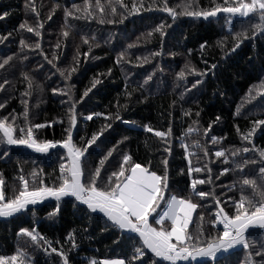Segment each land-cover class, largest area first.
<instances>
[{"label":"trees","instance_id":"obj_1","mask_svg":"<svg viewBox=\"0 0 264 264\" xmlns=\"http://www.w3.org/2000/svg\"><path fill=\"white\" fill-rule=\"evenodd\" d=\"M85 2L0 0V15L8 12L0 19V37H7L0 40V62L13 57L0 69V83L8 81L0 90V103L4 104L0 108V119L8 117V122H11L14 115L15 126L46 124L48 126L40 129L33 127L34 138L38 141H62L66 139L65 129L69 126V97L53 93L52 89H64L67 85L72 99L79 100L83 91L91 87V81L99 79L101 83L76 104L77 123L72 135L77 146L83 147L81 137L90 138L92 133L111 123V127L105 128L103 135L85 153L86 164L85 157L81 158L85 175L98 166L99 160L110 149L114 150L101 169L102 178L117 170L125 154L158 175H163L165 166L161 162L167 159L171 194L191 199L198 205L188 232L195 234L200 229L206 236L222 232L216 224L215 227L212 225L218 209L223 208L232 215L233 201L239 199L242 190L244 195L252 196L250 186L242 187L243 179H255L257 185L264 189L258 175L262 160L253 148V145L256 149L264 148V125L257 127L251 143L242 139L253 121L264 119V88L261 87L264 84V35L257 32L255 38L252 37L249 18L221 15L205 19L177 15L173 20L159 9V0L151 10H141L133 15H127L117 0H99L103 13L96 9V0H87L91 5L89 11L93 12L91 18L68 17L65 20V8L78 17ZM132 2L123 0L129 8ZM144 2L147 7L153 0ZM189 2L192 3L190 11L211 10L216 4L223 5V0H167L168 6L178 13L182 5ZM110 3L116 7V15L111 14ZM73 4L79 6L81 12L72 9ZM36 13H39L38 17ZM50 14L51 19L48 18ZM122 15L124 18L120 22ZM37 19L43 23L40 37L19 28L24 22L35 28ZM108 20L115 22L109 23ZM241 20L245 22L241 23ZM258 22V17L251 20L252 24ZM65 23L68 28H65ZM160 23L166 25V35L162 38L152 32ZM63 31H68L69 35L64 37ZM241 31H247L249 38L231 51L235 33ZM150 32L152 35L148 36ZM107 33L111 34L108 42L105 41ZM85 38L87 44L84 43ZM21 39L24 46L20 44ZM36 42L41 44L40 49L29 47ZM58 42L59 48L56 47ZM53 52L58 59L53 60ZM121 53L124 56L117 63ZM74 57H78L79 63ZM48 60H53V63L49 64ZM185 64L191 67L186 69ZM72 68L76 71L71 72L67 81L57 71H70ZM182 70L185 71L183 78L179 76ZM25 74L32 80L31 89ZM144 79L147 88L142 85ZM196 80L200 83L193 88ZM174 86L177 88L173 92ZM26 92L28 95H24ZM25 107L28 109L27 120L23 116ZM91 113L104 115L86 120L85 117ZM117 113L120 119H115ZM105 116L109 119L106 120ZM145 126L154 131H146ZM169 128L167 143L155 136V131L167 132ZM190 128L191 132L188 131ZM213 136L217 138L216 142L212 141ZM196 142L202 147L196 148ZM244 147H248L249 152H243ZM166 148L170 151H165ZM205 150L207 156L204 155ZM221 150L225 156L216 157L215 152ZM233 151L237 152L236 156L231 155ZM4 152H7L6 156ZM189 161L192 167L203 170L189 175ZM62 162L67 164V150L61 145L49 149L48 153H37L22 146L0 143V178L4 181L1 189L6 200L22 189L20 175L28 182L29 190L58 186ZM237 164L243 165L242 169L237 168ZM224 168L229 171L221 174ZM34 170L35 177L32 175ZM192 179L205 180L204 184L197 185L196 190L210 195L206 198L196 196L191 189ZM97 183L102 186L100 178ZM217 199L219 205L216 204ZM57 203L58 212L55 211ZM163 208L162 202L157 212ZM154 217L156 213H153L151 224L157 226ZM109 223L103 215L88 212L86 206L75 201L74 197L29 205L10 217L0 218V256L11 257L18 250H23L26 253L25 264H63L62 258L51 252V247H55L58 251L63 249L69 264H88L91 259L124 258L127 261L142 241L138 235L106 227ZM169 225L170 221H166L165 227ZM21 228L35 229L51 242V247L42 241L41 246H36L29 237L20 233ZM262 231L259 227L248 229L246 238L250 247L244 249L240 246L222 253L219 255L221 264H248L249 252H252L254 261H260L261 257L255 252L262 250L264 245ZM73 232L75 248L68 240L69 233ZM145 252L146 255L133 264H171L155 257L150 250L145 249ZM176 264H209V260Z\"/></svg>","mask_w":264,"mask_h":264},{"label":"snow or ice","instance_id":"obj_2","mask_svg":"<svg viewBox=\"0 0 264 264\" xmlns=\"http://www.w3.org/2000/svg\"><path fill=\"white\" fill-rule=\"evenodd\" d=\"M117 4L124 9L127 15H133L139 13L141 10H151L155 4L153 3L145 6L144 0H133L131 7L123 3V0H117ZM27 6V5H26ZM58 6V5H57ZM110 11L112 15H116V7L109 4ZM192 7V3H185L182 5V10L178 13L174 8L169 7L167 0H159V9L168 13L169 16L175 20L177 15H187L194 17H203L207 19L208 17H216L218 13H227L229 17L239 16L241 18H249L248 22L250 24V29L252 30V37L255 38L257 32L264 35V0H223V5L216 4L211 10L204 11H190L189 8ZM91 5L85 2L83 12L80 16L76 17L75 13L65 8L64 15L65 20L68 17H74L78 19L91 18L93 15L92 11H89ZM72 9L76 12H81V9L76 4L72 5ZM96 9L100 13L104 12V8L100 5L99 0H96ZM32 10L35 12L34 5ZM55 9H53L54 11ZM250 14H252L250 16ZM8 12H4L0 15V19L7 16ZM39 16V13H36ZM258 17L259 22L252 24L251 20ZM51 19V14L48 17ZM124 16H121V21ZM104 20L101 18V23ZM109 23L115 21L108 20ZM245 21L241 20V23ZM166 25L164 23L158 24L153 28L152 32L158 33L162 38L166 35L164 31ZM20 29H27V32L34 33L36 37L41 36L40 29L43 28V23H40L37 19L36 27H31L27 22L21 23L19 25ZM65 28H68L67 23H65ZM63 36L67 37L69 35L68 31H63ZM11 35V33H9ZM152 33H148L151 36ZM247 31H241L235 33L234 44L230 49L235 51L236 48L240 46L244 39H248ZM7 39V37H0V40ZM84 43L87 44L88 41L85 38ZM20 44L24 46L25 42L23 39L20 40ZM33 47L35 49H40L41 44L36 42ZM57 48L60 47V42L56 45ZM204 47V45H201ZM91 46L89 47V51ZM155 53L154 55H158ZM87 55V54H85ZM53 60L58 59L55 52L52 53ZM124 56L123 53L117 57V63H120L121 58ZM47 60V56L44 57ZM13 57L9 56L0 62V69H3L5 65L12 60ZM53 60H48L49 64L53 63ZM77 63H79L78 57H74ZM146 60V58H145ZM190 64H185V68H190ZM213 68L216 67L215 64L212 65ZM60 75L63 76L64 80L67 81L70 78L71 72L76 71L72 68L70 71L68 69H57ZM192 71H195L193 68ZM68 72V75H65ZM179 76L181 78L185 77V71H180ZM25 79L28 80V88L33 87L31 79H28L27 74H25ZM148 79H151L149 76ZM8 81L5 80L0 83V90L4 88V84ZM99 79H93L91 81V87L86 88L79 100H73L71 96L70 89L66 85L64 89L53 88V93H60L61 95H67L69 97V112L68 121L69 126L65 129L66 139L62 141L44 140L38 141L37 138L33 136V127L36 129L44 128L48 125L46 124H36L29 127L15 126L16 116H12V121L8 122V117L0 119V143H5L6 145L12 146H26L34 150L37 153H48L49 149L55 148L57 145H61L67 150V164H60V183L58 186H40L33 190H29L28 182L25 180L23 175H20L19 180L22 183V189L12 198L6 200L5 193L0 189V217H10L15 213L21 212L28 208L29 205H35L39 201L44 200L47 197H53L57 202H59L64 197H74L75 201L80 202L82 205L86 206V210L90 213H101L106 220L110 222L106 224V227L118 228L120 230H129L133 233L139 235L140 241H142L141 246L135 247L133 255L126 261L124 258H114L105 259L103 261H98L96 259H91L88 264H133L134 261L139 260L141 257L146 255L145 249L150 250L155 257L162 258L165 261L171 262V264H176L180 260H195L198 257L208 258L209 264H221L218 253H226L230 249H234L236 246H242L244 249L250 247L249 240L246 238V233L250 227H259L264 230V189L257 185L255 179H243L242 187L244 185L250 186L252 190V196H247L243 194V190L238 200H234V214L229 215L224 211L223 208H219L215 219L212 221L213 227L217 222L222 223V232H217L215 235H205L203 230L198 229V231L193 234L188 232L189 222L192 217L193 211L198 207L196 203H193L191 199H186L178 197L171 194L168 175H167V159H164L161 163L165 166L163 175H158L156 171H151L149 167L142 166L140 163L135 162L130 155H123V159L119 162L117 170L112 171L105 177H101V169L105 165V162L109 157L112 156L114 149L108 150L107 154L103 156L92 171H89L85 175V168L82 166L81 158L85 157V153L88 152L89 147L96 143L105 128H110L111 123H108L101 127L97 132L92 133L90 138L81 137L83 147L77 146L73 142V128L77 123L76 116V104L84 100L88 96L89 92L92 91L96 85L100 84ZM200 83V80H196L192 87L195 88ZM264 88V84L261 85ZM28 95V93H24ZM130 95V94H129ZM23 102V101H22ZM4 104L0 103V108H3ZM102 113H91L85 117L86 120L90 121L93 116H102ZM187 115V113H186ZM199 115V113H197ZM23 116L27 120L28 109L25 107ZM105 119L109 117L105 116ZM115 119H120L119 114L115 115ZM219 119V117H217ZM264 125V119H258L252 122L251 129L242 135V139L249 141L251 143V137L253 133L256 132L257 127ZM211 127V125H209ZM145 130L148 132H153V128L145 126ZM171 129L166 131H155V136L159 137L162 141L167 143L166 137L169 136ZM189 132L192 131L190 128ZM207 131V130H206ZM240 129L237 126V132ZM213 142H216V137L213 136ZM187 147V145H185ZM196 148H201L202 146L199 142L195 143ZM259 153V157L262 160V166L258 168V175L262 183H264V148L256 149ZM165 151H170V149H165ZM241 151V150H238ZM243 152H249L248 147L242 149ZM3 155H7L4 152ZM204 155L207 156V151H204ZM232 156H236L237 152L233 151ZM216 157H224L225 152L223 150L215 152ZM227 163V158L224 160ZM84 163H87V158L85 157ZM247 163V161H245ZM237 168L243 167L241 164L236 165ZM203 169L200 167H192L189 161L188 174L191 175L193 172L199 173ZM22 171V170H21ZM183 171V170H181ZM210 172L211 170L208 169ZM228 168H224L222 173L228 172ZM33 177L36 176V171L32 172ZM98 178L102 180L101 184L97 183ZM35 182V181H34ZM203 179H192L191 189L193 193L200 197L206 198L210 193L199 190L197 191L198 184H204ZM4 181L0 178V185H3ZM43 185V180L40 181ZM167 194V198H166ZM232 199V198H229ZM164 208L161 212H157L161 205ZM216 204L219 205V199L216 200ZM56 212L59 211V203H57ZM153 213H156L155 224L153 226L149 223V217ZM54 214V213H53ZM201 220L203 216L201 215ZM170 221V225L165 227V222ZM20 233L29 237L30 241L36 246H41V241L43 244L51 247V242L46 240L40 233L36 232L35 229L29 230L28 228H21ZM264 235V231H262ZM68 240L71 242V247H76L75 235L69 233ZM45 252L48 251L47 248L44 249ZM52 253H57L62 258L63 264H69L68 256L61 250L58 251L57 248L51 247ZM255 255L260 256V261H254L252 259V252L248 253V264H264V245H262V250H257ZM26 253L23 250H18L16 255L11 257L0 256V264H25Z\"/></svg>","mask_w":264,"mask_h":264},{"label":"rangeland","instance_id":"obj_3","mask_svg":"<svg viewBox=\"0 0 264 264\" xmlns=\"http://www.w3.org/2000/svg\"><path fill=\"white\" fill-rule=\"evenodd\" d=\"M140 37H144L143 35H141ZM110 38H111V34L110 33H107V35H106V38H105V41L106 42H108L109 40H110ZM142 85L145 87V88H147V82H146V79H144L143 81H142ZM176 86H174V87H172V89H171V91H175L176 90ZM22 147H25V148H27L26 146H22ZM28 149H30V148H28ZM0 189H1V185H0ZM41 201H39L37 204H39ZM196 210V209H195ZM195 210L193 211V213H192V217H191V219L193 218V216H194V213H195ZM0 218H7V217H0ZM216 224H219V225H221L222 223H216ZM239 246V245H238ZM238 246H236L237 248H238ZM180 261H183V260H180ZM180 261H177V262H180ZM190 261H191V259H190Z\"/></svg>","mask_w":264,"mask_h":264},{"label":"crops","instance_id":"obj_4","mask_svg":"<svg viewBox=\"0 0 264 264\" xmlns=\"http://www.w3.org/2000/svg\"><path fill=\"white\" fill-rule=\"evenodd\" d=\"M51 199H55V198H53V197H47V198H45L44 200H42L40 203H43V202H45V201H47V200H51ZM96 213H98V212H96ZM98 214H100V215H103V214H101V213H98ZM152 217H153V214H152V216H150L149 217V223L151 224V219H152ZM193 219V218H192ZM192 219L190 220V222H189V226H190V224H191V222H192ZM188 226V227H189ZM250 228H252V227H250ZM249 228V229H250ZM126 232H128V233H130V234H135V235H138L137 233H133V232H131V231H129V230H125ZM139 236V235H138ZM238 247H240V246H238ZM235 248H237V247H235ZM234 248V249H235ZM231 250V249H230ZM233 250V249H232ZM223 253V252H222ZM222 253H218V256L219 255H221ZM201 259H207V258H201V257H198L197 259H195V260H201Z\"/></svg>","mask_w":264,"mask_h":264},{"label":"built area","instance_id":"obj_5","mask_svg":"<svg viewBox=\"0 0 264 264\" xmlns=\"http://www.w3.org/2000/svg\"><path fill=\"white\" fill-rule=\"evenodd\" d=\"M217 223H219V222H217ZM216 228L217 229H219V230H223V225L221 224V225H219V224H216ZM191 261H193V260H191ZM190 260H183V261H180V262H183V263H189V262H191ZM177 263V262H176ZM179 263V262H178Z\"/></svg>","mask_w":264,"mask_h":264},{"label":"water","instance_id":"obj_6","mask_svg":"<svg viewBox=\"0 0 264 264\" xmlns=\"http://www.w3.org/2000/svg\"><path fill=\"white\" fill-rule=\"evenodd\" d=\"M221 15H228V14H227V13H218L216 17H220ZM228 16H229V15H228ZM236 17H239V16H236ZM208 18H210V17H208ZM240 18H241V17H240ZM168 184H169V182H168Z\"/></svg>","mask_w":264,"mask_h":264}]
</instances>
